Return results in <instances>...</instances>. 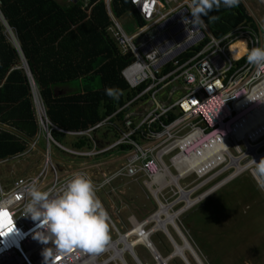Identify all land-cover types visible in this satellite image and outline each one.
Instances as JSON below:
<instances>
[{"label":"built area","instance_id":"built-area-1","mask_svg":"<svg viewBox=\"0 0 264 264\" xmlns=\"http://www.w3.org/2000/svg\"><path fill=\"white\" fill-rule=\"evenodd\" d=\"M80 1L86 9L93 5L90 0ZM101 1L111 21L106 30L122 54L131 53L134 57L121 71L124 80L133 90L145 85L95 125L77 131L57 129L68 136L88 138L91 145L81 149L68 148L54 140L45 109L39 95L35 97L33 86V98L39 110L36 120L39 127L45 129L48 146L52 142L72 158L81 157L83 161L86 158L102 159L108 154L107 159L91 165L100 175V184L95 186L92 182L94 188H102L116 179L144 177L143 185L158 204L159 211L164 208L159 205L160 197L166 201V198L178 196L171 203L183 202L185 205L195 200L196 173L193 161L207 147L224 142L226 148L215 151L213 157L206 160L207 163L211 162L212 167L202 175L224 164L225 169L219 173V176H224L213 185L217 184L215 188L218 189L249 171L264 194V177L254 175L251 170L252 159L257 162L264 159V65L249 64L244 56L237 58L229 48H235L239 42H244L249 49L264 47V29L256 22V31L250 25H241L221 37H215L203 18V23L195 28L184 23V17L191 19L187 8L189 0H130L143 23L128 32L119 17L113 14L112 0ZM0 20L4 21L1 15ZM5 27L8 29L6 23ZM175 38L183 40L181 43L186 46L182 52L173 54L176 44L170 43ZM199 44L201 48L195 54L184 61L178 59L180 54ZM242 58L243 61L240 60ZM170 63L172 68L164 72L163 69ZM176 81L182 83L185 92L171 102L168 98L179 89L173 84ZM169 85L171 90L163 98L165 100H157V92ZM148 96L149 105L139 104L147 100ZM136 103L139 106L135 107ZM120 112L123 113L122 117L118 116ZM170 113H174L171 120L168 116ZM98 131H103L101 145L96 139ZM106 135L108 138H105ZM36 139L29 141L23 152L0 160V165L36 148ZM123 145L128 148L122 150ZM167 155L169 164L164 162ZM219 155L220 161L216 162ZM43 157L44 166L39 176L21 175L6 182L0 174V264H47L40 251L54 247L51 241L46 245L34 238L32 232L37 222L23 215L25 205L30 200L25 191L26 186L34 180L42 189L40 185L45 177H41L45 169L51 165L56 171L49 147ZM238 166L246 167L244 170L240 168L234 175ZM77 173L89 178L84 168L66 174L64 178L56 172L44 191L50 190V195H57ZM229 176L233 177L229 179ZM181 193L187 195V201L179 199ZM171 203L168 205L172 206ZM193 204L195 202L190 206ZM158 211L141 222L134 215H130L128 220L133 227L137 226L134 237L145 236L149 242L142 246L150 252L152 264H169L170 257L161 256L151 241L152 234L156 230L161 231V223L166 218L164 213L157 215ZM167 224L175 230L173 224ZM161 232L171 238L167 228ZM98 253L101 252L75 249L70 253L54 252L48 260L50 264L57 260V264H102L103 253L97 256ZM128 254L134 264H146L135 253ZM124 255L109 250L108 263L117 261L119 264H128Z\"/></svg>","mask_w":264,"mask_h":264},{"label":"trees","instance_id":"trees-1","mask_svg":"<svg viewBox=\"0 0 264 264\" xmlns=\"http://www.w3.org/2000/svg\"><path fill=\"white\" fill-rule=\"evenodd\" d=\"M90 3L92 7L86 9L80 0L67 5L56 0H0V15L13 32L25 61L23 65L0 20V124L14 130L0 127V160L23 152L38 133L26 68L51 124L69 131L95 125L144 87L145 84L135 90L128 87L121 71L134 57L131 53L122 54L106 30L111 21L104 3ZM111 9L119 18L131 11L135 24L143 23L130 0H112ZM213 16L217 19H210ZM202 18L215 37L241 25L257 29L240 0L231 8H214ZM200 48L201 44L183 52L178 59L184 61ZM170 68L171 63L163 71ZM75 82V87L70 88ZM64 87L70 89L61 92ZM106 87L118 88L119 99L107 96ZM122 115L120 112L118 116ZM168 116L171 120L174 113ZM50 133L62 144L66 136L63 132L51 129ZM69 138V147L81 149L91 145L84 136Z\"/></svg>","mask_w":264,"mask_h":264},{"label":"rangeland","instance_id":"rangeland-1","mask_svg":"<svg viewBox=\"0 0 264 264\" xmlns=\"http://www.w3.org/2000/svg\"><path fill=\"white\" fill-rule=\"evenodd\" d=\"M71 1L69 0L68 4ZM240 1L244 4L251 18L257 22L260 28L264 29L263 0ZM124 27L128 32L134 30L131 23L124 24ZM5 36L13 44V35L7 29H5ZM182 41L175 38L170 43V45L176 44L173 46V54L184 50L186 44H182ZM76 83L69 87H75ZM173 84L179 86V89L168 98L171 102L176 101L185 92L180 81H176ZM69 87H64L60 91H68ZM170 90V85L163 87L157 92L156 99L164 101L165 99L163 100V98L168 96ZM149 98L148 96L147 100L141 101L139 104L149 105ZM32 102L37 117L39 110L33 96ZM139 104L136 103L135 107L139 106ZM102 133L103 131L96 132V139L99 145H101L100 138L102 137ZM35 137L37 138L36 148L19 158L0 165V174L6 182H11L14 176H39L42 172L44 166L43 154H46L47 143L45 129L39 127ZM69 137L65 136L62 145L70 146L69 143L72 138ZM50 152L56 171L51 165L45 169L41 177V179L45 177L42 185H40L42 186L41 190H45L49 186L56 172L59 177L64 178L66 174L78 172L79 168H84L85 174L91 178L95 186L96 184H100V175L96 172V168L94 166L91 167V165L107 159L108 154L105 155L107 157L102 159L86 158L83 161L81 157L72 158L71 155L65 153V151L63 152L52 142L50 143ZM164 162L169 164L168 155L164 157ZM224 169L225 165L222 164L202 176H197L195 172V197L220 181L224 175L219 176V173ZM172 172L174 171L172 170ZM144 179V177L138 179H116L102 188H95V194L103 203L109 216V240L104 248L98 251L101 252L99 254L103 253L102 263L107 261L108 251L111 250L107 248L110 247V242L119 239L120 235L130 233L133 229L128 220L130 215H134L141 222L143 221L142 219L158 211V204L154 202L151 193L143 185L142 181ZM177 197L166 198V201L160 197L161 203L159 205L164 206L165 212L167 211L172 214L184 205L183 202L171 203L175 202ZM182 197H179V199H182ZM168 203L173 205L170 206ZM175 222L178 225L177 227L180 228L182 235H180L178 230H174L169 224L165 223L163 224V229L167 228L169 230L171 238H167L161 232L162 229L161 231L156 230V233L154 232L151 236V241L158 253L161 256L170 257L169 264H185L184 259H181L179 256H172L171 254L175 243L178 245L182 244L183 238L180 239L181 237L187 238L186 240L194 248L203 264H264V194L249 171H245L237 176V178L207 194L199 202L193 204V206L185 209V211L175 218ZM127 239L134 241L136 238L133 234H130ZM118 247H123L122 243L118 244ZM105 248L108 250H104ZM133 253L137 255L141 262L146 264L153 263L150 252L142 245H135ZM124 254L126 262L134 264L128 252ZM186 255L191 264H197L189 252L186 251ZM105 264L119 263L113 261L110 263L105 262Z\"/></svg>","mask_w":264,"mask_h":264},{"label":"clouds","instance_id":"clouds-1","mask_svg":"<svg viewBox=\"0 0 264 264\" xmlns=\"http://www.w3.org/2000/svg\"><path fill=\"white\" fill-rule=\"evenodd\" d=\"M238 3L239 0H189L187 8L191 13V19L184 17L183 21L195 28L203 23L202 17L208 16L214 8L219 9L221 6L231 8ZM210 19L215 20L217 17L213 16ZM12 35L15 38L13 32ZM229 48L237 58L244 56L249 64L264 65V47L249 49L244 42H240L235 48ZM104 91L107 96L116 100L121 95L120 90L114 87H106ZM31 92L33 96V91ZM49 127L50 130L60 129L50 121ZM48 147L50 148V145L46 143L45 152ZM251 170L254 175L264 177V159L261 158L258 162L252 159ZM25 191L30 200L25 205L23 215L37 222L38 230L35 231L34 238L46 245L51 241L54 245L51 248L46 247L43 251L47 264H50L48 258L52 257L54 252L70 253L75 249L96 251L104 248L109 240L108 212L96 196L92 181L85 175L79 173L73 175L62 191L55 196L50 195V190H41L34 180L26 186Z\"/></svg>","mask_w":264,"mask_h":264},{"label":"bare ground","instance_id":"bare-ground-1","mask_svg":"<svg viewBox=\"0 0 264 264\" xmlns=\"http://www.w3.org/2000/svg\"><path fill=\"white\" fill-rule=\"evenodd\" d=\"M264 2V0H263ZM9 29V28H8ZM240 43V42H239ZM239 43L235 44L238 45ZM34 86V95L36 98H38V92H37V89H36V86L35 84L33 85ZM240 134L242 133V131H238ZM226 148V144L224 142H216L214 143L212 146L210 147H207L205 150H201L202 152L200 154H198L196 157H195V161H193L195 163V172L197 173L198 176H202V174L207 170L209 169V167L211 166V162L210 163H207L206 160L211 156L213 157L215 151H218L220 149H225ZM220 156L219 155L215 160L216 162L217 161H220L218 159H220ZM210 164V165H209ZM212 167V166H211ZM246 166H243L242 168L240 166H238L237 170L235 171L234 175L236 174L237 171L241 170V169H245ZM241 168V169H240ZM233 175V176H234ZM233 176H229V179ZM177 177V176H176ZM225 182V181H223ZM217 185V184H216ZM215 185V186H216ZM215 186H213L212 188H210L208 191L206 192H203L202 194L198 195L197 197H194L195 200H193L192 202H187V204L182 208H180L179 210L175 211L174 213L170 214V213H166L164 211L163 208H160L159 211H158V214L157 215H160V213H164V216L166 217L165 219H163V222L161 224H164V222H167V223H171L175 226V229L178 230V232L180 233V235H182L181 233V230L179 227H177L178 225H176V222H175V218H177L178 215H180L183 211H185V209H187L192 203H197L199 202L201 199H203L207 194H209L210 192L216 190ZM218 187V186H217ZM183 196V197H182ZM180 197H182V199L184 201H187V195L184 194V193H181ZM193 199V198H191ZM193 206V205H192ZM34 226V225H33ZM136 225L133 227V231H131L130 233L128 234H125V235H120V238L115 240V241H112L110 242V247H107L109 249H113L114 251L120 254L122 253H125V252H128L130 254H132V249L135 245H139V244H146V243H149L147 240H146V237L145 236H141V237H137L134 241H130L127 239V237L130 235V234H133V235H136ZM164 228V225L162 226ZM162 228V229H163ZM37 227L33 229V234L35 233V231H37ZM183 237H181L180 239H182ZM185 238V237H184ZM187 239V238H185ZM174 242V241H173ZM122 243L123 247H118V244ZM191 246V245H190ZM190 246L188 245V243L185 241L184 244L182 243V245H178L177 243L174 244L173 246V252L171 253L172 256H179L181 259H184V263L185 264H191V262L189 261L187 255H186V251L190 253V255L193 257V259L197 262V264H203L201 262V260L199 259V257L197 256L196 252H195V255H193L191 253V248ZM107 248H105L104 250H108ZM40 253H43L40 251ZM99 255V253L97 254V256ZM133 255V254H132ZM59 262V260H57L54 264H57ZM105 262H108L105 261ZM105 262H103L102 264H105ZM100 264V263H99Z\"/></svg>","mask_w":264,"mask_h":264},{"label":"water","instance_id":"water-1","mask_svg":"<svg viewBox=\"0 0 264 264\" xmlns=\"http://www.w3.org/2000/svg\"><path fill=\"white\" fill-rule=\"evenodd\" d=\"M123 16H124V17H123ZM119 19H120V21H121V23H122L123 25L126 24V23H131V24L133 25L134 28L137 26V24H135V22H134V20H133V18H132V16H131V11H129L128 13L122 15V17H120ZM3 24L5 25V21H3ZM7 28H9V27H7ZM9 29H10V28H9ZM129 32H132V31H129ZM13 45H14V47L18 50L21 59H23V62L25 63V61H24V57H23V55H22V53H21V51H20V49H19L18 42H17V44H16L15 42H13ZM23 65H24V64H23ZM26 73H27V76L30 78L31 86L33 87L34 82L32 81V79H31V74H30L29 70H27V68H26ZM0 127L6 128L7 130H10V131H14L12 128H10V127H8V126H6V125H3V124H0ZM185 241L188 243L189 246L191 245V244L188 242V240H186V239L183 237V239H182V243L184 244ZM181 245H182V244H181ZM190 248H191V249H190V250H191V253H192L193 255H195V250H194V248H193L192 246H190ZM131 251H132V253H133V249H132Z\"/></svg>","mask_w":264,"mask_h":264},{"label":"crops","instance_id":"crops-1","mask_svg":"<svg viewBox=\"0 0 264 264\" xmlns=\"http://www.w3.org/2000/svg\"><path fill=\"white\" fill-rule=\"evenodd\" d=\"M59 4H61V5H67L68 4V2H69V0H56ZM7 30H9L10 32H11V30L10 29H7ZM12 33V32H11ZM13 40H14V42L17 44V42H16V39L13 37ZM139 245H141V244H139Z\"/></svg>","mask_w":264,"mask_h":264},{"label":"snow or ice","instance_id":"snow-or-ice-1","mask_svg":"<svg viewBox=\"0 0 264 264\" xmlns=\"http://www.w3.org/2000/svg\"><path fill=\"white\" fill-rule=\"evenodd\" d=\"M96 251H100V250H96Z\"/></svg>","mask_w":264,"mask_h":264}]
</instances>
